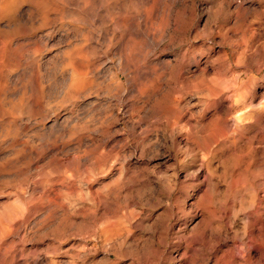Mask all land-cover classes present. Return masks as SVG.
I'll return each mask as SVG.
<instances>
[{"label": "rangeland", "instance_id": "rangeland-1", "mask_svg": "<svg viewBox=\"0 0 264 264\" xmlns=\"http://www.w3.org/2000/svg\"><path fill=\"white\" fill-rule=\"evenodd\" d=\"M60 1L0 19V264H264V0L164 3L149 80L107 29L79 93L90 56Z\"/></svg>", "mask_w": 264, "mask_h": 264}, {"label": "bare ground", "instance_id": "bare-ground-1", "mask_svg": "<svg viewBox=\"0 0 264 264\" xmlns=\"http://www.w3.org/2000/svg\"><path fill=\"white\" fill-rule=\"evenodd\" d=\"M14 1L15 0H0V19L1 18H4L2 16L4 15H10L11 11L13 10V6L14 5ZM32 4V6L36 9V11H40L42 12L43 14L47 11L46 10V6L43 5L44 3V0H29ZM145 1V0H144ZM156 1V0H155ZM169 1V3L171 4H175L176 2H178L177 0H157V2H153L152 4L148 3L149 0H146L145 4L142 5V2L143 0H141V2H137V0H61L59 3H60V8L59 9H56L58 8V6L53 10L54 13H59V14H62L63 16L67 17L68 20H70L71 22H74V23H78V26L77 28L75 29L79 35H81V37L83 38V42L82 44L79 45V49L81 50V52L84 50V52L90 56L88 57L89 60L87 63H85V65L82 67V71L81 69L78 70V63H77V66L75 67H72V70L74 74H72L70 72V74L73 75L72 77V82H70L69 84V90H71L72 92H76L77 90L79 91L80 88H86L88 86H91V80H92V76L94 74L93 73V69L95 70L96 68H94L95 64L93 65L94 63V60H95V55L96 53H100V49L101 47L105 48V43H104V40L107 39L108 40V35H107V29H109L111 31V39L108 40V41H111L112 39H115L116 40V37L119 38L120 42L118 41V47L117 48V52H119V56H121L120 58L122 59L123 63H124V67L126 68L125 70H127L128 67H132L133 68V73L135 72H138L137 74H141L142 77H144V79L146 80H149L150 76L152 75V72L154 71H159L158 68H156L157 66H154L157 70H151L153 69V65L151 67V69L149 71H152L151 74H148L146 72V69H149L148 66H146L144 63L148 62L149 60H147L143 54V52L145 51V53L147 52L146 50L149 49L148 51H153V50H156V48H159L158 45L160 43H162L161 41L164 39V37L166 36L165 34H167L169 32V29H175L174 28V19L173 16H172V13L171 12H175L174 10L172 11V8H170V6L168 5L167 6V9H164L163 8V5L164 3H167ZM229 1V0H228ZM20 2V1H18ZM144 3V2H143ZM182 3V2H181ZM140 4L141 8L146 5V7L148 6L147 10H143L141 9V14L139 13H136L134 12L131 8L136 5L138 6ZM47 5V4H46ZM57 5V4H56ZM136 6L134 8H136ZM174 6V5H173ZM30 7V6H29ZM145 7V6H144ZM175 7V6H174ZM12 9V10H11ZM28 9V8H26ZM25 9V10H26ZM183 9V8H182ZM16 10V8H15ZM21 10V9H20ZM23 10V9H22ZM171 10V12H170ZM19 11V10H18ZM178 11V9H177ZM23 12V11H22ZM28 13L27 14H31L29 13L30 11H27ZM183 12V11H182ZM181 12V13H182ZM15 13V12H14ZM18 13V12H17ZM34 12H32L33 14ZM47 13V12H46ZM100 13H103V14H100ZM186 13V12H184ZM13 13H11L12 15ZM19 14V13H18ZM17 14V16H18ZM24 12L21 13V16H23ZM41 14V13H40ZM40 14L38 16H40ZM58 14V16H59ZM131 14H134V16L132 15L130 17ZM161 15H166L168 18H166V22H165V19H160L161 18ZM174 15V14H173ZM177 15H178V12H177ZM175 15V16H177ZM184 15V14H183ZM186 15V14H185ZM13 16V15H12ZM16 16V17H17ZM33 16V15H32ZM35 16V14H34ZM55 16V15H54ZM57 16V15H56ZM164 16V17H166ZM180 15H178V19H181L182 15L180 16L181 18H179ZM7 17V16H6ZM10 17V16H9ZM8 17V18H9ZM14 17V16H13ZM20 17V16H19ZM18 17V18H19ZM36 17V16H35ZM44 18V16H42ZM11 18V17H10ZM17 18V19H18ZM29 18V17H28ZM39 18V17H38ZM50 18V17H49ZM5 19V18H4ZM12 19V18H11ZM41 19V18H40ZM45 19V18H44ZM54 18H52V21H53ZM15 20V19H14ZM42 20V19H41ZM51 20V18H50ZM56 20V18H55ZM184 20V19H183ZM1 21H3V19H1ZM13 21V20H12ZM16 21V20H15ZM20 21V19H19ZM30 21V20H29ZM159 21H164L165 22V25L163 26V28L160 27V31H158V29L156 28V24L159 22ZM178 21V20H177ZM186 21V19H185ZM183 21V24L184 22ZM11 22V20H10ZM9 22V23H10ZM18 22V21H16ZM25 22V21H24ZM23 22V23H24ZM43 22V21H42ZM182 22V20H181ZM48 23V22H46ZM51 23V22H50ZM6 24V23H5ZM8 24V23H7ZM11 24V23H10ZM16 24V23H15ZM14 24V25H15ZM20 24V23H19ZM22 24V22H21ZM20 24V25H21ZM26 24V23H25ZM45 24V22H44ZM107 24V25H106ZM12 25V24H11ZM10 25V26H11ZM18 24H16L17 26ZM24 25V24H23ZM84 26H86V28L84 29ZM106 25V26H104ZM177 25V24H176ZM175 25V26H176ZM182 25V24H181ZM187 25V24H186ZM1 26V25H0ZM4 26V25H3ZM8 26V25H6ZM180 26V25H179ZM185 26V25H184ZM183 26V28H184ZM12 27V26H11ZM22 27V26H21ZM178 27V25H177ZM176 27V29H177ZM181 27V26H180ZM5 28V27H4ZM20 28V27H19ZM26 28V27H25ZM159 28V27H158ZM182 27H181V30H184ZM10 29V28H9ZM29 29V28H28ZM26 29V30H28ZM84 29V31H83ZM157 29V30H156ZM8 30V29H7ZM6 30V31H7ZM22 30V29H21ZM172 30V31H173ZM0 31H2L0 29ZM109 31V32H110ZM185 31H186V27H185ZM184 31V32H185ZM24 32V30L22 31V33ZM30 32V31H29ZM174 32V31H173ZM5 33V32H4ZM11 32H8L7 34H9ZM25 33V32H24ZM23 33V34H24ZM3 34V33H2ZM6 34V33H5ZM4 34V36L6 37V35ZM13 34V33H11ZM18 34V33H17ZM110 34V33H109ZM168 35H170L168 33ZM16 36V35H14ZM13 36V37H14ZM21 36V35H20ZM2 37V36H1ZM7 37H9L7 35ZM23 37V36H22ZM12 38V37H10ZM17 38H20L19 36ZM32 38V37H31ZM103 39V44H101L102 42L99 41V39ZM5 39V38H3ZM2 39V40H3ZM7 39V38H6ZM13 39V38H12ZM27 39V38H26ZM20 40V39H19ZM31 40V39H29ZM114 40V41H115ZM4 41V40H3ZM6 41V40H5ZM22 41V40H20ZM24 41V40H23ZM23 41H22V44H23ZM27 41V40H26ZM25 41V42H26ZM117 41V40H116ZM170 41V40H169ZM12 42V40H11ZM10 41H6V42H2L1 39H0V44L1 46L4 45V47L6 45H9L10 46ZM15 42V40L13 41ZM106 42V41H105ZM21 43V42H20ZM28 43V42H27ZM26 43V45H27ZM129 43H132V53L129 52V54L125 53V50H126V46L128 45L129 47ZM14 44V43H13ZM19 44V43H18ZM29 44V43H28ZM12 45V44H11ZM15 45V44H14ZM13 45V46H14ZM21 45V44H19ZM24 45V44H23ZM22 45V46H23ZM111 45V44H109ZM108 45V46H109ZM161 45V44H160ZM16 46V45H15ZM21 46V47H22ZM25 46V45H24ZM24 46L22 47V50L21 52L23 51L24 49ZM107 46V47H108ZM12 47V46H11ZM20 47V46H18ZM112 47V46H111ZM7 48V47H6ZM14 48V47H13ZM12 48V49H13ZM27 48V47H25ZM130 47V50L132 49ZM28 49V48H27ZM26 49V50H27ZM83 49V50H82ZM146 49V50H145ZM160 49V48H159ZM9 50V48H8ZM102 50V49H101ZM128 50V51H130ZM158 50V49H157ZM1 52H3L2 50H0ZM7 51V49H6ZM6 51H4L6 53ZM11 51V49H10ZM14 51V50H13ZM28 51V50H27ZM76 51V50H75ZM70 52V51H69ZM79 53H81L80 51H78ZM115 52V54L117 53ZM8 53V52H7ZM12 53V51L10 52ZM14 53V52H13ZM71 53H74L71 51ZM102 53V52H101ZM104 53V52H103ZM149 53V52H148ZM148 53L146 56H148ZM3 54V53H2ZM21 54V53H20ZM24 55V53H22ZM21 54V55H22ZM76 54L78 55V53L76 52ZM75 54V56H76ZM131 54V55H130ZM151 54V52H150ZM153 54V53H152ZM5 54H3L2 57H4ZM8 55V54H7ZM16 55V54H14ZM23 55L21 57H23ZM70 55V54H69ZM80 55V54H79ZM78 55V56H79ZM6 56V55H5ZM17 56V55H16ZM15 56V57H16ZM25 56V55H24ZM28 56V54H27ZM74 56V57H75ZM77 56V57H78ZM86 56V55H85ZM1 57V56H0ZM7 57H10L11 59V55L9 54ZM18 57V56H17ZM83 57V56H82ZM98 57V55H97ZM104 57V56H103ZM6 58V57H5ZM4 60L8 61V64L7 62L4 64L8 67H10V65L13 67L15 63H11L10 64V59L8 60L7 58ZM24 58V57H23ZM73 58V57H72ZM109 58V57H108ZM148 58V57H147ZM3 59V58H2ZM15 59V58H14ZM13 59V60H14ZM68 59V58H67ZM70 59V58H69ZM68 59V60H69ZM84 58H82V61H83ZM86 59V58H85ZM105 59V58H104ZM150 59V58H148ZM2 60V61H4ZM16 60V59H15ZM19 58L17 59V63L18 62ZM74 60V58L72 59V61ZM96 60H98L96 58ZM0 60V62H2ZM21 61V60H19ZM34 61V60H32ZM32 61H29V65L27 66H30L31 64H33ZM71 61V59H70ZM109 61V59H108ZM5 62V61H4ZM150 62V61H149ZM169 62V61H168ZM27 63V62H26ZM71 63V62H69ZM102 63V62H101ZM105 63V62H103ZM109 63V62H108ZM122 63V64H123ZM165 63V62H164ZM1 64V63H0ZM21 64V63H19ZM18 64V65H19ZM25 64V63H24ZM35 64V63H34ZM33 64V66H34ZM106 64V63H105ZM3 64L0 65V66H3V67H6L4 66ZM17 65V64H16ZM15 65V66H16ZM23 65V63H22ZM103 65V64H102ZM109 66V64H107ZM167 65V64H166ZM165 65V66H166ZM21 66V65H19ZM99 66V65H98ZM164 66V64H163ZM175 66V65H174ZM3 67H0V68H3ZM6 67V68H8ZM10 67V68H12ZM22 67V66H21ZM20 67V68H21ZM23 67L25 68L26 65ZM22 67V68H23ZM96 67V66H95ZM105 67V66H104ZM167 67V66H166ZM14 68V67H13ZM19 68V69H20ZM29 68V67H28ZM9 69V68H8ZM7 69V70H8ZM27 69V68H26ZM33 69V68H32ZM31 69V70H32ZM101 69V68H100ZM3 70V69H2ZM1 70V71H2ZM11 70V69H10ZM178 70V69H177ZM4 71H5V68H4ZM13 71V70H11ZM25 71V69H24ZM27 71V70H26ZM33 71V70H32ZM96 73H97V69L95 70ZM160 72V71H159ZM181 72V71H180ZM3 73V72H2ZM20 73V72H18ZM22 73L24 72H21V75L18 76V74L16 76H18L19 78H21V76L23 75ZM158 74V73H157ZM161 74V73H160ZM164 74V73H162ZM1 75V74H0ZM146 75V76H145ZM159 75V74H158ZM25 76V75H24ZM32 76V74H31ZM98 76V75H97ZM96 76V77H97ZM162 76V75H161ZM138 77V76H137ZM1 80L4 81V84H6L5 82H9L10 80V76H9V73L6 72V74L4 76H0ZM29 78H30V74H29ZM95 78V77H94ZM17 77H15L14 80H16ZM35 79V78H34ZM131 79H134L131 77ZM143 78H141L142 80ZM156 79V78H155ZM14 80L12 82H14ZM18 80V79H17ZM20 80V79H19ZM97 80V79H96ZM2 81V82H3ZM11 81V80H10ZM93 81V80H92ZM99 81V80H98ZM159 81V80H158ZM7 82V84H8ZM101 82V81H100ZM98 82H96L95 84H97ZM144 83V82H143ZM146 83V81H145ZM152 83V82H151ZM6 84V85H7ZM117 84V83H116ZM93 85V84H92ZM117 85H120V84H117ZM116 85V86H117ZM151 85V84H150ZM157 85V84H156ZM99 86V84H98ZM115 86V87H116ZM152 86H154L152 84ZM97 87V86H96ZM161 87V86H160ZM119 89V87H116ZM115 88V89H116ZM155 88H157L155 86ZM88 89H90V87H88ZM123 89V88H122ZM160 88L158 87V90ZM87 90V89H86ZM127 90V89H126ZM141 90V89H140ZM77 91V92H78ZM85 91V90H84ZM129 91V90H128ZM86 92V91H85ZM123 92V91H122ZM156 92V91H155ZM161 92V91H160ZM69 93V92H68ZM79 93V92H78ZM82 93V92H81ZM119 93V92H118ZM126 93V91H125ZM153 93V92H152ZM159 92H157L158 94ZM72 94V93H70ZM77 94V93H76ZM115 94V92H114ZM120 94V93H119ZM119 94H115V95H119ZM150 94V93H149ZM121 96V95H120ZM129 96V95H128ZM118 97V96H116ZM127 97V96H126ZM147 98V97H146ZM152 98V97H151ZM120 100V99H119ZM123 100V99H121ZM125 100V99H124ZM140 106V105H139ZM168 110V109H167ZM179 117V115H178ZM241 117V116H239ZM178 119V118H177ZM189 121V119H188ZM188 124V123H186ZM192 126V125H191Z\"/></svg>", "mask_w": 264, "mask_h": 264}]
</instances>
